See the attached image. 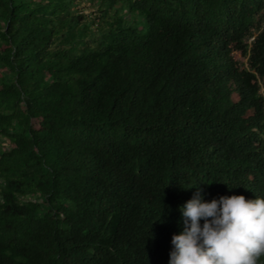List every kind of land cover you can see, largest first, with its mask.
Returning <instances> with one entry per match:
<instances>
[{
    "label": "trees",
    "instance_id": "1",
    "mask_svg": "<svg viewBox=\"0 0 264 264\" xmlns=\"http://www.w3.org/2000/svg\"><path fill=\"white\" fill-rule=\"evenodd\" d=\"M81 1L0 0V264H169L264 198V0Z\"/></svg>",
    "mask_w": 264,
    "mask_h": 264
},
{
    "label": "clouds",
    "instance_id": "2",
    "mask_svg": "<svg viewBox=\"0 0 264 264\" xmlns=\"http://www.w3.org/2000/svg\"><path fill=\"white\" fill-rule=\"evenodd\" d=\"M180 211L184 229L172 236L169 264H258L264 257V198L204 202L197 191Z\"/></svg>",
    "mask_w": 264,
    "mask_h": 264
},
{
    "label": "rangeland",
    "instance_id": "3",
    "mask_svg": "<svg viewBox=\"0 0 264 264\" xmlns=\"http://www.w3.org/2000/svg\"><path fill=\"white\" fill-rule=\"evenodd\" d=\"M77 9L80 11L81 14L87 15L88 17H95L97 14V7L92 6L86 0L81 1L77 6ZM258 34L259 32L255 33L253 37L248 40V43L251 44ZM235 57L243 64L244 68H248V58H243L239 53H236ZM263 91L264 89H262V92Z\"/></svg>",
    "mask_w": 264,
    "mask_h": 264
}]
</instances>
